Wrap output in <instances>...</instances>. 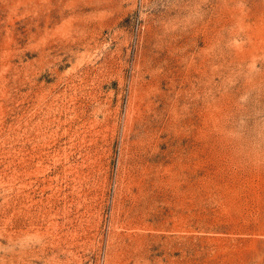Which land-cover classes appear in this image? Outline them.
Masks as SVG:
<instances>
[{
    "label": "rangeland",
    "instance_id": "rangeland-1",
    "mask_svg": "<svg viewBox=\"0 0 264 264\" xmlns=\"http://www.w3.org/2000/svg\"><path fill=\"white\" fill-rule=\"evenodd\" d=\"M0 264H264V0H0Z\"/></svg>",
    "mask_w": 264,
    "mask_h": 264
}]
</instances>
